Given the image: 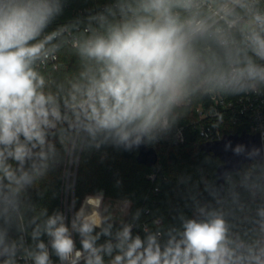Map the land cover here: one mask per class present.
<instances>
[{
    "label": "clouds",
    "instance_id": "1",
    "mask_svg": "<svg viewBox=\"0 0 264 264\" xmlns=\"http://www.w3.org/2000/svg\"><path fill=\"white\" fill-rule=\"evenodd\" d=\"M65 4L0 0V264H264L259 147L226 144L241 165L201 177L191 216L143 237L122 219L127 200L88 195L66 222L27 195L82 152L154 143L203 97L264 94V0H109L49 31Z\"/></svg>",
    "mask_w": 264,
    "mask_h": 264
},
{
    "label": "trees",
    "instance_id": "2",
    "mask_svg": "<svg viewBox=\"0 0 264 264\" xmlns=\"http://www.w3.org/2000/svg\"><path fill=\"white\" fill-rule=\"evenodd\" d=\"M108 2L109 0H66L63 13L56 20L68 18L72 11L79 8L89 5L100 6ZM59 62L65 65L64 71L68 73L73 72L77 66V58L68 50L61 54ZM54 75L60 76L62 73H54ZM205 100L206 97H203L196 101L178 120L170 133L162 136L158 142L147 144L154 148L158 155L154 166L140 163L137 160L138 149L135 147L125 150L122 147L107 145L99 150L92 149L80 153L74 192L77 200L76 208L80 207L85 195L100 191L104 192V198L131 201L132 205L124 222L133 223V234L142 237L145 235L144 226L155 229L156 226L153 224L155 220H160V224L164 226L178 225L180 213L191 216L189 188L198 183L201 177L209 180L217 179L216 171L221 165L219 158L201 148L204 141L199 136L198 126H195L198 120L197 107ZM183 127L187 142L176 146L174 131ZM67 166L68 162L62 161L35 187L28 190L30 201L37 208H46L49 215L54 211L64 213ZM102 168L107 169L102 180H92L94 183L85 180L88 172L95 175ZM152 174L156 175L154 182L149 178ZM217 183H219L218 179ZM200 187L202 188V184ZM155 188L158 189L156 193ZM138 210L139 219L133 221L132 216ZM15 235L17 234L13 232V236ZM76 236L79 239L78 235ZM42 239L47 242V237ZM104 239L102 237L100 242L102 243ZM25 240L31 243L30 237L25 236ZM77 247L80 248L79 241ZM51 259L54 264H59V259L55 255H52Z\"/></svg>",
    "mask_w": 264,
    "mask_h": 264
},
{
    "label": "built area",
    "instance_id": "3",
    "mask_svg": "<svg viewBox=\"0 0 264 264\" xmlns=\"http://www.w3.org/2000/svg\"><path fill=\"white\" fill-rule=\"evenodd\" d=\"M104 5H89L74 10L68 18L60 21L55 20L48 30H54L56 27L67 24L78 17L83 18L90 11L98 10ZM196 111L198 120L195 126H198L199 136L204 143L219 141L225 135L240 134L244 130L248 134L259 133L264 135V94L230 95L216 99L206 97V100L199 104ZM216 113L223 116L222 122L217 120ZM214 121L218 123H214ZM173 135L174 145L179 146L187 142L184 127L175 130ZM261 139L264 143V136H261ZM159 140L160 138L155 142ZM155 176V174L149 176L152 182L155 181ZM157 191L158 189L155 188V193ZM74 239L77 246L79 239L75 235ZM20 264H24V262L21 261Z\"/></svg>",
    "mask_w": 264,
    "mask_h": 264
},
{
    "label": "water",
    "instance_id": "4",
    "mask_svg": "<svg viewBox=\"0 0 264 264\" xmlns=\"http://www.w3.org/2000/svg\"><path fill=\"white\" fill-rule=\"evenodd\" d=\"M261 136L257 134H248L245 130L240 134L225 135L219 141H212L204 143L201 148L211 153L213 156L219 158L221 165L216 171L217 177H220L222 173L228 170H233L238 168L243 162L244 158L242 156H236L231 149L225 150V145L229 142L231 143L232 148L237 144H243L247 148L253 146L264 149V143L262 142ZM138 149L137 160L145 165L154 166L157 163L158 155L154 148L149 147L147 144H141ZM219 183H222V179H218Z\"/></svg>",
    "mask_w": 264,
    "mask_h": 264
},
{
    "label": "rangeland",
    "instance_id": "5",
    "mask_svg": "<svg viewBox=\"0 0 264 264\" xmlns=\"http://www.w3.org/2000/svg\"><path fill=\"white\" fill-rule=\"evenodd\" d=\"M78 164H79V161L77 163H68V166H67V174H66V182H65V207H64V214L67 218L66 222H70V219H71L73 213L79 209V208L78 209L76 208L77 200L75 199L76 197L74 194L75 183L77 181ZM106 171H107L106 168H102L99 171H97L95 175H92L91 172H88V174L85 177V180L88 183H94V181H97L99 179L102 180L105 176ZM92 180H94V181H92ZM103 194H104V192H103ZM88 195H94V194H88ZM88 195H85L82 198L80 206L83 203L84 198ZM121 201H124V200H113L109 197L104 198V203L112 205V206H115L118 202H121ZM129 202H130V207L128 208L127 215L122 217L123 221L127 218L129 211H130V208H131V205H132L131 201H129ZM117 223H119V221H117ZM75 237L77 238L76 235H75Z\"/></svg>",
    "mask_w": 264,
    "mask_h": 264
}]
</instances>
